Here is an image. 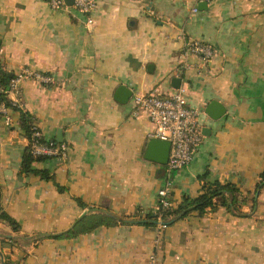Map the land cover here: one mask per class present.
Returning <instances> with one entry per match:
<instances>
[{
  "label": "crops",
  "instance_id": "1",
  "mask_svg": "<svg viewBox=\"0 0 264 264\" xmlns=\"http://www.w3.org/2000/svg\"><path fill=\"white\" fill-rule=\"evenodd\" d=\"M96 0L91 13L48 0H0V63L10 74L29 65L54 84L21 82V103L43 135L62 130L65 157L35 160L51 177L21 172L29 138L21 111L0 115V201L20 223L0 219V264H264V186L240 212L226 205L194 210L164 226L119 222L57 238L84 214L128 218L156 211L171 180L174 205L196 197L205 180L254 190L264 170V0ZM93 18L88 22V16ZM214 54L183 55L188 41ZM186 66L182 67L183 63ZM204 110L202 141L193 160L171 171L145 156L155 129L132 95L176 86ZM125 84L127 102L115 97ZM217 99L219 118L205 112ZM10 235L16 237L11 242ZM7 236V237H5ZM5 237V238H4Z\"/></svg>",
  "mask_w": 264,
  "mask_h": 264
},
{
  "label": "built area",
  "instance_id": "2",
  "mask_svg": "<svg viewBox=\"0 0 264 264\" xmlns=\"http://www.w3.org/2000/svg\"><path fill=\"white\" fill-rule=\"evenodd\" d=\"M211 0H197V2ZM52 7L66 5L65 0H48ZM74 5L82 12L91 13L96 6V0H75ZM193 11H198L199 6H193ZM91 15L88 16V22H92ZM187 53H198L203 58L209 59L214 54V48L207 42L198 40L188 41L183 49V55ZM186 63L182 64L185 67ZM26 78H32L43 84H54L55 76L51 73L43 72L32 66L26 65L19 69L11 79L10 84L5 88L0 83V91H6L9 98V104L0 101V115L8 116L11 109L23 110L21 103L22 87L21 82ZM134 104V113L146 111L151 121L155 125L153 136H159L171 141V149L167 166L168 176L174 169L188 165L194 158L202 138V118L204 110L201 107L194 106L187 101V90L183 85L176 87L168 94L162 93L158 89L146 93H134L132 95ZM31 143L35 154H45L49 156L65 157L67 154V145L64 142L55 139L48 142L42 141L44 137L40 127L32 123ZM171 180L168 177L165 184L158 191L156 210L160 211L158 225L164 226L162 221V209L172 207L171 199ZM151 263L155 262V254L150 255Z\"/></svg>",
  "mask_w": 264,
  "mask_h": 264
},
{
  "label": "trees",
  "instance_id": "3",
  "mask_svg": "<svg viewBox=\"0 0 264 264\" xmlns=\"http://www.w3.org/2000/svg\"><path fill=\"white\" fill-rule=\"evenodd\" d=\"M15 76L14 74H10L9 71H6L2 68L0 63V83L7 88L10 84L11 79ZM0 101H5L9 104V98L6 91H0ZM21 111V122L22 126L25 130L29 138V144L27 145L22 159V167L21 172L27 173L30 171H37L44 178L51 177L50 171L46 168L36 169L33 167V162L35 160H40L44 158L51 157L45 154H35L32 149L31 143V134H32V123L34 119L32 115L24 110ZM49 138L45 136L42 138V141L48 142ZM167 172V171H166ZM264 186V170L260 173V178L256 183L254 190H247L244 192L240 186L231 181L222 182L220 180L207 181L205 180L202 185V190L198 196L192 197L190 195H184L182 201L177 205H173L170 208L162 209V221L166 224L172 223L175 220L186 216L190 212L197 210L200 213H204L208 207L214 209L218 206V204L226 205L232 211H237V213L241 214L240 209L244 202L248 201V195H250V199L253 200L252 210L256 207L257 197L256 194L261 190ZM248 193V195L246 194ZM159 197V196H158ZM159 202V199H158ZM160 211L156 210L154 213L148 212L145 217L140 218H126L119 217L110 212L104 213H90L84 214L80 218L76 219L72 226L65 231L59 233H46L42 234V236H54L57 238H65L76 236L80 233L89 232L100 225H114L119 222H139V223H151L156 224L159 220ZM0 219L7 221L14 230L20 228V223L16 220L12 215L8 213V211L3 207L0 201ZM7 237V236H5ZM4 237V238H5ZM12 243H15L16 237L10 235L9 236Z\"/></svg>",
  "mask_w": 264,
  "mask_h": 264
},
{
  "label": "water",
  "instance_id": "4",
  "mask_svg": "<svg viewBox=\"0 0 264 264\" xmlns=\"http://www.w3.org/2000/svg\"><path fill=\"white\" fill-rule=\"evenodd\" d=\"M65 2L66 4L73 5L75 0H65ZM207 4L208 3L206 1H201L199 3V7L204 9L207 7ZM172 82L176 87L180 86L181 77L174 76L172 78ZM132 92L133 91L129 86L120 84L116 89L115 97L121 102H127L131 97ZM225 111V105L217 99H212L205 108V112L215 119L221 117ZM203 131L206 132V127H204ZM56 140L60 142L63 141L62 130H58ZM170 149V140L161 138L159 136H152L148 142L145 156L149 159L166 164L169 159Z\"/></svg>",
  "mask_w": 264,
  "mask_h": 264
}]
</instances>
